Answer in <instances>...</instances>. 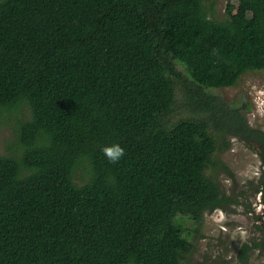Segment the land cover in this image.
<instances>
[{
  "label": "trees",
  "instance_id": "obj_1",
  "mask_svg": "<svg viewBox=\"0 0 264 264\" xmlns=\"http://www.w3.org/2000/svg\"><path fill=\"white\" fill-rule=\"evenodd\" d=\"M237 1L0 0V116L30 112L0 154V264L181 263L182 220L223 200L217 134L264 143L212 91L264 69V0ZM178 91L198 116L169 120Z\"/></svg>",
  "mask_w": 264,
  "mask_h": 264
},
{
  "label": "rangeland",
  "instance_id": "obj_2",
  "mask_svg": "<svg viewBox=\"0 0 264 264\" xmlns=\"http://www.w3.org/2000/svg\"><path fill=\"white\" fill-rule=\"evenodd\" d=\"M211 2L219 18L227 15L228 8L235 11L240 7L237 0H208ZM212 91L226 103L241 107L248 124L264 131V69L247 70L234 85ZM176 100L170 121L198 116L183 91H178ZM22 111L0 116V154L15 149L17 123L30 115L28 109ZM217 141L209 170L219 183L223 200L221 206L207 209L199 223L182 220L192 247L180 264H264V143L226 132L218 133ZM240 230L246 234L243 238Z\"/></svg>",
  "mask_w": 264,
  "mask_h": 264
},
{
  "label": "clouds",
  "instance_id": "obj_3",
  "mask_svg": "<svg viewBox=\"0 0 264 264\" xmlns=\"http://www.w3.org/2000/svg\"><path fill=\"white\" fill-rule=\"evenodd\" d=\"M264 95V93H262ZM103 154L108 158L111 163H117L124 155V149L119 144L106 146L102 149ZM260 211V209H257ZM223 213L220 214V219H223ZM241 237L243 238L246 234L243 230H240Z\"/></svg>",
  "mask_w": 264,
  "mask_h": 264
},
{
  "label": "flooded vegetation",
  "instance_id": "obj_4",
  "mask_svg": "<svg viewBox=\"0 0 264 264\" xmlns=\"http://www.w3.org/2000/svg\"><path fill=\"white\" fill-rule=\"evenodd\" d=\"M240 136V135H239ZM242 137V136H241ZM264 237V235L262 236V238ZM262 238H261V240H262Z\"/></svg>",
  "mask_w": 264,
  "mask_h": 264
}]
</instances>
